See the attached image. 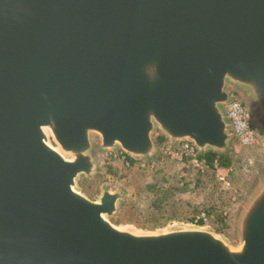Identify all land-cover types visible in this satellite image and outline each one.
<instances>
[{
    "label": "water",
    "instance_id": "1",
    "mask_svg": "<svg viewBox=\"0 0 264 264\" xmlns=\"http://www.w3.org/2000/svg\"><path fill=\"white\" fill-rule=\"evenodd\" d=\"M228 86L264 124V0H0V264H264V170L238 247L117 227L122 190L77 188L96 154L151 161L157 132L228 154Z\"/></svg>",
    "mask_w": 264,
    "mask_h": 264
},
{
    "label": "rangeland",
    "instance_id": "2",
    "mask_svg": "<svg viewBox=\"0 0 264 264\" xmlns=\"http://www.w3.org/2000/svg\"><path fill=\"white\" fill-rule=\"evenodd\" d=\"M227 91L232 100L240 102L249 110L253 131V140L249 144H240L233 137L231 151L228 153L229 165L221 166L218 158L208 164L199 158L198 153L194 156L183 153L173 157L167 152L166 147L182 151L183 142L174 144L166 139L160 145H156L157 153L151 161L133 159L134 163L131 164L121 151L96 154L98 169L92 177L82 176L77 180L79 192L96 201L104 189L114 192L122 190L126 197L118 204V212L110 221L117 227L131 228L140 233L160 232L173 225H191L196 216L204 213L207 221L200 227L212 229L231 246L238 247L236 237L238 212L257 175L264 170V124L257 119L245 95L231 86L227 87ZM46 132L48 134V131ZM156 135L160 133H155L154 137ZM93 141L99 143V138L94 136ZM50 143L56 147L51 137ZM108 166L114 169L115 175L105 174V167ZM215 166L226 173L230 183L228 189H223L218 181ZM196 176L213 178V183L209 184L206 194H199L195 190ZM160 178H168L177 186L185 183L175 194L173 199L175 205L161 213L154 208H148L151 201L148 189ZM159 185L162 186V182ZM206 210L212 212L207 213Z\"/></svg>",
    "mask_w": 264,
    "mask_h": 264
},
{
    "label": "trees",
    "instance_id": "3",
    "mask_svg": "<svg viewBox=\"0 0 264 264\" xmlns=\"http://www.w3.org/2000/svg\"><path fill=\"white\" fill-rule=\"evenodd\" d=\"M165 140L166 138L161 135H156L154 137V142L156 145H160ZM228 155L229 154L217 155V154L209 152V153L199 155V158L201 160L206 161L208 164H211L215 158H218V161L221 164V166H226V165H229L230 163V157ZM123 156L125 157L127 161H129V163L131 164L134 163V160L130 158L128 155L123 154ZM105 174L115 175L116 173L112 167L108 166V167H105ZM195 181H196L195 190L197 191V193L206 194L208 191L209 184L211 182L213 183V178L210 176L209 177L196 176ZM161 182H162V186L159 185ZM184 185L185 183H183L180 186H177V184L174 185L168 180V178L167 179L160 178L154 181L153 184L148 189V193H149L148 195L151 198V201L148 203V208H154L155 210H157V212L161 213L163 212V210H166V208H170L171 206L175 205V202L173 200L175 197V194L176 192L180 191L181 186H184ZM191 207L197 208V206L196 207L191 206ZM213 209L214 207H212V210ZM212 210H209V211L206 210V212L209 213V212H212Z\"/></svg>",
    "mask_w": 264,
    "mask_h": 264
},
{
    "label": "built area",
    "instance_id": "4",
    "mask_svg": "<svg viewBox=\"0 0 264 264\" xmlns=\"http://www.w3.org/2000/svg\"><path fill=\"white\" fill-rule=\"evenodd\" d=\"M225 114L229 122L230 129L232 131L233 137L240 144H249L253 140V131L251 130V114L249 110L240 102L234 101L230 98L227 104L224 105ZM167 152L173 157H178L180 154H188L194 156L197 151L193 144L190 142H183L182 151H174L171 147H166ZM217 179L222 184L223 189H228L230 183L228 182L226 173L217 168ZM207 219L204 213L195 217L191 222V225L202 226L205 225Z\"/></svg>",
    "mask_w": 264,
    "mask_h": 264
},
{
    "label": "bare ground",
    "instance_id": "5",
    "mask_svg": "<svg viewBox=\"0 0 264 264\" xmlns=\"http://www.w3.org/2000/svg\"><path fill=\"white\" fill-rule=\"evenodd\" d=\"M47 130H45V132H46ZM47 133V132H46Z\"/></svg>",
    "mask_w": 264,
    "mask_h": 264
}]
</instances>
